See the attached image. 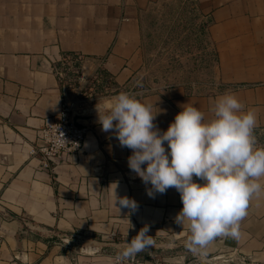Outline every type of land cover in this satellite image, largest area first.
<instances>
[{"label":"crops","instance_id":"0c3cea01","mask_svg":"<svg viewBox=\"0 0 264 264\" xmlns=\"http://www.w3.org/2000/svg\"><path fill=\"white\" fill-rule=\"evenodd\" d=\"M199 2L221 89L190 94L176 86L136 98L152 106L154 124L164 132L183 105L208 120L217 97L234 93L245 110H256L257 146H264V0ZM139 7V0H0V264H112L94 248L79 252L64 243L113 234L132 240L145 226L159 238L152 250L168 264H207L227 255L264 264V195L251 200L239 240L218 238L198 256L185 247L187 223L175 222L180 194L169 188L149 197L151 185L128 167L131 149L99 122L86 123L82 149L52 170L28 154L65 104L55 68L62 57L80 55L88 73L100 68L118 84L134 76ZM115 195L135 200L137 209L115 205Z\"/></svg>","mask_w":264,"mask_h":264},{"label":"clouds","instance_id":"9594fccd","mask_svg":"<svg viewBox=\"0 0 264 264\" xmlns=\"http://www.w3.org/2000/svg\"><path fill=\"white\" fill-rule=\"evenodd\" d=\"M210 111L212 118L206 120L197 107L185 104L160 132L152 106L128 92L112 97L107 109L97 108L101 130L113 133L122 148L131 149L128 167L151 185L146 188L148 196L169 188L180 194L183 207L175 222L187 223L185 247L198 256L207 255L218 238L239 240L251 200L264 195V146H257L256 110H245L236 94L225 92ZM61 141L65 142L62 135ZM114 203L133 212L138 207L127 196L115 195ZM147 233L145 226L130 243L116 245L114 264H125L154 247Z\"/></svg>","mask_w":264,"mask_h":264},{"label":"rangeland","instance_id":"374dc122","mask_svg":"<svg viewBox=\"0 0 264 264\" xmlns=\"http://www.w3.org/2000/svg\"><path fill=\"white\" fill-rule=\"evenodd\" d=\"M139 2V68L129 82L123 84L115 83L100 68L89 73L83 69V80L68 82L65 85V105L71 109L73 115L98 118L97 108L107 109L112 97L121 92H128L137 97L176 86H184L190 94H213L221 89L222 85L216 83L215 49L205 38V13L199 0ZM80 122L86 124L98 122V119ZM154 241L155 246L152 248H156L159 238L155 237ZM124 242L130 243L131 239L125 240L123 236L117 235L111 240L103 241L81 238L66 243L63 241L65 245L79 252L91 247L96 249L95 254L105 256L116 253V245H122ZM205 263L246 264L230 255L218 259L210 258L205 260Z\"/></svg>","mask_w":264,"mask_h":264},{"label":"built area","instance_id":"2783aa9c","mask_svg":"<svg viewBox=\"0 0 264 264\" xmlns=\"http://www.w3.org/2000/svg\"><path fill=\"white\" fill-rule=\"evenodd\" d=\"M55 68L59 83L63 87L68 82L84 79L83 59L80 55L62 57ZM72 116L71 109L64 104L60 116L43 126L37 141L30 147L29 156L37 158L43 170H52L63 158L82 149L88 126L80 121L79 125H75ZM61 135L66 143L61 141ZM144 252L145 256L139 253L134 260L125 264H168L163 256L152 251V248ZM115 254H108L112 264Z\"/></svg>","mask_w":264,"mask_h":264},{"label":"water","instance_id":"95a60500","mask_svg":"<svg viewBox=\"0 0 264 264\" xmlns=\"http://www.w3.org/2000/svg\"><path fill=\"white\" fill-rule=\"evenodd\" d=\"M87 119H98L97 117H92V118H87V117H84V116H78V115H73L72 116V120L73 122L75 123V125H79L78 121H81V120H87Z\"/></svg>","mask_w":264,"mask_h":264},{"label":"bare ground","instance_id":"6f19581e","mask_svg":"<svg viewBox=\"0 0 264 264\" xmlns=\"http://www.w3.org/2000/svg\"><path fill=\"white\" fill-rule=\"evenodd\" d=\"M93 252H95V251H93Z\"/></svg>","mask_w":264,"mask_h":264}]
</instances>
